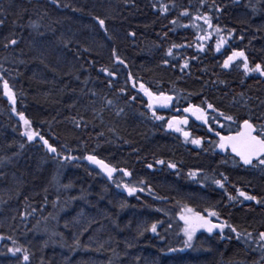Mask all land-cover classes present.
Returning a JSON list of instances; mask_svg holds the SVG:
<instances>
[{"label": "trees", "instance_id": "obj_1", "mask_svg": "<svg viewBox=\"0 0 264 264\" xmlns=\"http://www.w3.org/2000/svg\"><path fill=\"white\" fill-rule=\"evenodd\" d=\"M205 15L212 28L196 19ZM0 21V264H264V203L230 199L243 190L264 201V169L217 146L245 119L264 124V76L245 73L242 59L222 67L233 50L264 65V0H0ZM140 83L174 97L172 108L155 105L164 120ZM190 105L208 123L187 114L186 141L167 121ZM20 113L60 155L27 139ZM89 155L118 169L113 180ZM185 208L216 211L208 218L236 232L201 228L188 247Z\"/></svg>", "mask_w": 264, "mask_h": 264}, {"label": "snow or ice", "instance_id": "obj_2", "mask_svg": "<svg viewBox=\"0 0 264 264\" xmlns=\"http://www.w3.org/2000/svg\"><path fill=\"white\" fill-rule=\"evenodd\" d=\"M218 11H222V9H217ZM163 11H167V7L165 6L163 8ZM187 15V13H185ZM100 25L101 28L104 29L105 32L108 31L107 27H105V19L100 18L97 16L95 18ZM196 19H202L205 24L209 28L213 27L212 24V18L210 16H197ZM3 21H0V24H2ZM172 23H175V21H172ZM221 31L219 26H216V32L219 33ZM134 36L135 33H132ZM211 36V33H209L207 36H202L200 39H208ZM10 44L15 45L17 44L16 39H11L9 41ZM227 43L226 39L224 37H220L216 42V51L219 52L220 48L223 44ZM173 47H177V45H173ZM203 49L201 48V51ZM168 56H172L173 52L170 48L167 52ZM113 56L115 57V60L117 63L123 64L124 61L119 57V55L116 54L115 50H113ZM242 59L243 62V68L245 73H252V72H258L262 76H264V65H261L259 63L255 64L254 67H249L248 58L245 55L243 51H236L233 50L231 55H228L226 59L223 60L222 67L224 69H228L232 66L233 62ZM165 64L168 63L167 60L164 61ZM188 67V61L185 60L183 68ZM183 68L181 70H183ZM104 72H107L109 76L115 75L114 72L109 71L108 69H101ZM135 81H133V87H135ZM3 87L5 90V95L9 97L11 102L15 104L16 97L15 93L10 88L8 82L5 80L3 82ZM140 90L148 97V108L153 109L152 115L157 120H164L163 116L156 115L155 111V105H160L161 107H167L172 103L173 97L166 95L164 92L154 93L151 91L148 87L145 86L144 83L139 84ZM134 100L135 97H132ZM109 104L111 101L108 102ZM207 109H213V105L211 103L207 104ZM215 110V109H214ZM15 111V109H13ZM184 112L191 113L193 116L196 117L197 120L203 121L205 124L208 123V113L205 110L204 107L196 106V105H190L189 107L185 108L183 110ZM20 119L23 121L25 125L24 135L27 137L29 141L36 140L39 138L40 141L43 142V144L47 147L48 151L55 154L60 155L57 152V149L53 147L47 139H45L43 136H41L38 132L33 130L31 128V121L27 119L23 113H20ZM220 115H224V113H220ZM226 120H232V116H225ZM215 119V118H213ZM188 119L187 117L181 119L179 117H172L171 120L167 121V127L169 129H174L176 132H181L183 136L185 137V140L187 141L191 135L190 132L185 131L180 125H187ZM258 126L252 123L249 119H245L243 121V124L241 128L236 132L235 135H228V136H220V140L218 142V147L221 150L227 151L229 148L231 149V152L235 154V156L239 157V161L242 162L243 165L251 166V167H260L264 169V124L259 125V131L257 130ZM219 135V133H217ZM192 144L195 145H202L203 140L202 138H194L190 141ZM71 159H76V157H71ZM87 160L92 162L95 165H98L99 168L109 177L112 178L113 173L118 171L117 168L111 166L110 164L106 163L104 160L97 158L95 155H89L86 157ZM64 160H69L68 156H64ZM158 164L164 165L165 161L163 159L157 161ZM167 166L169 168L175 169L177 165L175 163H168ZM149 168H152V164L148 165ZM119 171H122L124 175L131 176V172H128L126 169H120ZM198 175L197 172H190L189 176L195 177ZM227 177H223V179L215 180L214 183L219 185L221 188L224 187L223 180H226ZM120 187L121 185H117ZM123 187L127 190L129 195L134 194L137 191H144L143 188L137 189L135 186H130L129 184H124ZM240 197H243L244 200L248 201H256V203H264V201L259 200L256 196L250 195L246 191L238 190V196L230 197L231 200H237ZM185 212L189 213L188 215L182 214L180 216V219L184 221V234L187 237V240L185 241V245L188 247H191V241L195 235V233L203 228L206 229L209 233L213 232L215 229H219L220 233L223 234L224 229L230 228L232 232H236V229L233 228L231 225L228 224L227 221H223L222 223H213L212 220L208 217H219V213L216 211H210L208 213V217H205L204 215H201L198 212H194L191 208H185ZM149 229L145 228L144 231H148ZM150 231L153 233L157 232V224L153 223L150 226ZM141 235H143V232H141ZM240 233L237 232V239L240 238ZM251 235V234H249ZM260 239L264 241V232L259 233ZM2 239V237H0ZM79 241H77V244ZM171 251H176V249H170ZM14 254L16 252L24 251L23 259L24 261L29 260V256L26 250H22L20 248H14L10 249Z\"/></svg>", "mask_w": 264, "mask_h": 264}, {"label": "rangeland", "instance_id": "obj_3", "mask_svg": "<svg viewBox=\"0 0 264 264\" xmlns=\"http://www.w3.org/2000/svg\"><path fill=\"white\" fill-rule=\"evenodd\" d=\"M158 106V105H157ZM163 108H167V107H161L160 105L157 107V110H162ZM187 114H190V113H188V112H185V114H184V118L185 117H187V119H188V116L189 115H187ZM183 117L181 118V119H183ZM21 123H23V121L21 120ZM184 125H180V127H182L183 129H184V127H183ZM24 130H25V125H23V133H24ZM185 130V129H184ZM173 131L174 132H176L174 129H173ZM178 133H180V134H182L181 132H178ZM235 135V134H234ZM219 150L221 151V152H223V153H232L231 152V149L229 148L227 151H224V150H221L220 148H219ZM232 154H234V153H232ZM235 155V154H234ZM98 166V165H97ZM98 168H99V166H98ZM100 169V168H99ZM101 170V169H100ZM102 171V170H101ZM103 172V171H102ZM103 174L108 178V179H110V180H113V178L115 177V175L117 174L116 172L115 173H113V176H112V178H109L104 172H103ZM127 176V175H126ZM0 241H2V239H0Z\"/></svg>", "mask_w": 264, "mask_h": 264}, {"label": "water", "instance_id": "obj_4", "mask_svg": "<svg viewBox=\"0 0 264 264\" xmlns=\"http://www.w3.org/2000/svg\"><path fill=\"white\" fill-rule=\"evenodd\" d=\"M173 101H174V97H173L172 103L170 105H168L169 107L173 106Z\"/></svg>", "mask_w": 264, "mask_h": 264}, {"label": "flooded vegetation", "instance_id": "obj_5", "mask_svg": "<svg viewBox=\"0 0 264 264\" xmlns=\"http://www.w3.org/2000/svg\"><path fill=\"white\" fill-rule=\"evenodd\" d=\"M229 135H233V134H229ZM225 136H228V135H225ZM219 139H220V136H219Z\"/></svg>", "mask_w": 264, "mask_h": 264}]
</instances>
